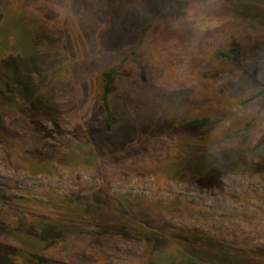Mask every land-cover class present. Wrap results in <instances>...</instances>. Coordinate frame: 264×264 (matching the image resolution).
Segmentation results:
<instances>
[{"label": "rangeland", "instance_id": "1", "mask_svg": "<svg viewBox=\"0 0 264 264\" xmlns=\"http://www.w3.org/2000/svg\"><path fill=\"white\" fill-rule=\"evenodd\" d=\"M0 3L19 28V51L0 36L21 58L14 82L53 113L33 127L3 103L6 222L64 226L71 249L58 251L70 264H172L196 248L200 264H264V176L233 163L264 136V101H249L264 86V0H165L146 29L152 0ZM233 47L239 64L254 61L250 76L220 72L215 52ZM110 68L107 128L99 96ZM203 119L196 134L180 127ZM209 161L215 172L192 183ZM116 227L123 235L101 240Z\"/></svg>", "mask_w": 264, "mask_h": 264}, {"label": "trees", "instance_id": "2", "mask_svg": "<svg viewBox=\"0 0 264 264\" xmlns=\"http://www.w3.org/2000/svg\"><path fill=\"white\" fill-rule=\"evenodd\" d=\"M164 1L165 0H152V4L148 12L143 15V20L141 21L143 22L142 25L145 27V29L150 27L152 22L158 17V14L162 12L161 8ZM8 13V9L4 7L2 3H0V36H11L7 37L9 46L11 47L13 45L12 48H14L16 51H19V44H17L18 39L17 37H14L19 28H17L16 24L12 23L10 20L7 21L9 16ZM13 17L16 18L15 15H13ZM135 28L139 35L142 29L140 21L136 24ZM229 52L230 55L225 54L222 49L215 52V56L218 60H225L226 62V70H220V72L223 75L226 74L228 77L233 75V77H235L236 73L239 75V77L250 76L249 73L252 71L251 67L252 64H254V61L250 58H246L243 60V63L239 64L237 61L239 58L237 54V48L233 47ZM16 54H11L5 48L0 46V127L3 130L7 129L4 125L1 113L3 112L5 106H7L4 104L8 102H16L17 104L15 105L17 107L19 106V112L23 114L25 120L33 125V127L40 125L41 122H47L48 119H53V113H51L52 110L48 108L51 111L50 112L48 109H44L42 107L39 102V97L33 90L31 91L30 89L28 90V87H23L22 89L26 93L25 96L24 93L19 91V88L15 84L14 75L15 73H18V71L12 68L15 66L14 64L19 63L21 60V58L18 56L19 53L17 55ZM132 54L135 55L134 53H131L130 56H132ZM130 56L128 59H130ZM235 61H237V63H235ZM117 75L118 72L116 68H110L101 74L102 87L99 99L101 107L104 111L105 126L107 128L111 127L114 118V111L111 104V95L113 93V85ZM261 100L264 101V86L262 84L257 85L256 90L250 97L249 101L259 102ZM48 113H51L52 115L47 116ZM206 125H208V121L203 119L193 121L191 120L180 125V127L188 129L189 131L191 130V133L196 134L195 131L203 129ZM6 141V137L3 136L1 143H5ZM243 153L245 157L242 159L243 156L237 154L236 159H233V163H237L249 174H260L264 176V136L250 151ZM30 155L36 159L40 156L37 151ZM239 161L241 163L243 162V164H239ZM212 164L213 162L209 161L205 164V166L203 165V168L200 171L201 173L197 176H191L190 181L195 184L203 185V179H206V174L215 172L216 168L213 167ZM10 202L12 203V200L6 197L3 192H0V264H70L71 262L68 263V261L63 259L65 258V255L68 256V253H64L63 256L58 251L61 249H71V246L64 248L67 243L66 239L64 238V233L67 229L53 221H44L41 224L28 223L25 225L13 223L14 225H11V222H6L8 215L5 214V208L7 204H10ZM124 229V227L108 229L100 235L102 236L101 240L104 241V239H107L110 243H113L116 234L123 235L124 232L122 233V231ZM8 234L9 236L17 237V239H20L21 242L17 244H11L5 241V238H7ZM59 246L61 249L58 248ZM200 251L201 248H196L194 255H191L181 262H173L172 264H200L199 257H202L199 254ZM91 264H104V259L96 260V262Z\"/></svg>", "mask_w": 264, "mask_h": 264}, {"label": "clouds", "instance_id": "3", "mask_svg": "<svg viewBox=\"0 0 264 264\" xmlns=\"http://www.w3.org/2000/svg\"><path fill=\"white\" fill-rule=\"evenodd\" d=\"M201 20H203V17H201ZM197 26L200 28L201 31L204 30L206 26H211L207 21L204 23H201L199 20L197 21Z\"/></svg>", "mask_w": 264, "mask_h": 264}]
</instances>
